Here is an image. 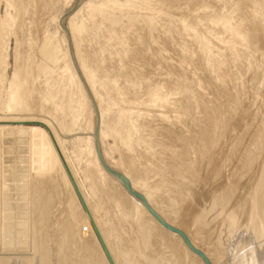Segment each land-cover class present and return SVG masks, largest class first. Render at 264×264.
I'll return each mask as SVG.
<instances>
[{"label":"rangeland","instance_id":"obj_1","mask_svg":"<svg viewBox=\"0 0 264 264\" xmlns=\"http://www.w3.org/2000/svg\"><path fill=\"white\" fill-rule=\"evenodd\" d=\"M65 1L67 0H0V122L8 120L7 118L13 115L8 112L6 106L8 102V95L11 92H14V88L15 92L16 90L18 91V97H21L22 100H20V108H24L25 111L27 110L26 112H28L29 109L28 113L24 114L23 110L22 112L17 113L18 118H20L21 121L31 117L39 119L41 115L36 112V110L39 111L40 107L45 106V109H47L48 105L51 108H55L54 110L56 112L59 111L57 112V115L61 120L64 115V113L62 115V109L65 106L66 108L63 110H68V107L71 108V102L74 97L72 94L73 90L67 83H65V81L67 82L66 78L68 74L64 73L65 68H68V61L65 58L63 59V54L58 50L59 48H57L58 45L56 46L52 42H47L48 44L45 42V45L42 46L44 41H41L43 40V37L49 38L48 36L51 37L54 35L57 31V26H59L60 18L77 0H70L72 3L70 2L71 4L68 7H65V4L69 3V0L67 2ZM87 1L88 0H83L81 5L85 4ZM148 1L149 0H142L137 4L139 7L143 8H138L137 5L135 8V4L132 5L133 8H130L129 6L127 7V0H89L90 5L94 8L96 7V10L89 14L87 12L88 10L84 7L78 16V22H81L80 24H82L83 30H81L83 33H81L83 40L81 43H83L85 48H82L85 52L83 54L85 57L87 55V61L89 56L90 58L92 57L91 60L93 58L96 59H93V62L89 59V62L92 65L89 62L88 63L91 65H89L90 68H92L95 63L92 71L95 73L93 77L96 91L101 100L102 106L107 110L105 123L109 126L107 131L108 136H106L105 139L103 138V141L101 142L103 146L100 144L103 148V152L110 160L116 161L117 163L119 161L122 168H126L127 166L128 170H131V173H133V179L140 182V184H145V186L149 187L148 189H152V192L154 191L156 195L159 194L158 201L162 200L161 203H164L162 208L164 210L166 209V212L169 213L173 210L171 213L172 215L167 214L172 216V219L175 218V221L178 216L177 223L179 222L184 231H187L188 229L189 235L196 241L198 246L201 247V245L198 244L201 243V248L203 250L206 248L207 252L211 246L212 249L214 248V250L210 249L208 253L211 254L210 256L213 259H217L218 261L219 259L221 260L220 263L217 260L214 261V264H221V262L222 264H232L238 257L240 258L237 260L241 259L240 261L246 262L243 264H264V33H262L264 31V0H179L180 2L178 0H174L175 2L172 0H150L152 1H149L150 3ZM230 1H232L233 4ZM144 2H146V4H143ZM43 5L44 7H41ZM81 5L79 7H81ZM117 5H120V7ZM142 5H145V7ZM245 5L248 6L246 7ZM146 7L149 8L146 10ZM161 8L164 10H161ZM234 8L237 9L235 10ZM125 9H129L131 13L129 10L125 11ZM136 9L137 13H135ZM161 11H163V13ZM240 13L243 14L241 15ZM194 14H196V16H194ZM190 15L193 19H191ZM53 16L58 17L57 23L55 22V18ZM181 16H186L187 18L183 17L184 19H182ZM225 19L228 21H225ZM259 20L261 25L260 22H258ZM37 21H39L41 25ZM190 21H193L194 25ZM180 22L183 25H180ZM227 24L229 25V29ZM102 25L105 26L103 27ZM255 25H257V27H255ZM195 26L196 28L194 29L197 32L194 31V29L190 30V28ZM157 27L159 29H157ZM15 28L18 29L16 30ZM239 33L242 34L241 38ZM83 35L85 36L83 37ZM106 41L110 42L108 43ZM49 44H52V47ZM53 44L55 45V48ZM141 44L146 48H144ZM146 44H149L147 45L148 47ZM185 45L187 47H185ZM91 48H93V50H91ZM52 49L54 53L51 52ZM106 49H108V51ZM39 51L40 53H45H41L43 54V63L41 64L38 62V65L36 62L38 61L37 58H39V55L42 56ZM132 53L134 55H132ZM94 54L96 56H94ZM68 57L71 63L69 53ZM104 58L108 60H105ZM112 58H114L113 61H111ZM200 59L203 60L204 63ZM51 64H53V66ZM17 65H21V67L19 66L21 70L17 67ZM187 65L188 67H186ZM96 66L98 70L96 69ZM228 67H231V69ZM98 72H100V75ZM114 72L117 74L115 75ZM251 72L252 74H250ZM228 73H230V75ZM36 74L38 75L36 76L37 78L34 77ZM61 74L63 77H59ZM104 75L106 77H109L110 75L111 78H106ZM260 75H262L263 78H260ZM186 76L190 77L187 78ZM131 77L134 78L132 79ZM166 77L168 79H166ZM32 78L33 80H31ZM129 79H131L134 83H132L131 80L129 81ZM38 83L40 84L37 85ZM216 83L219 84L217 85ZM107 84L108 86H106ZM63 85L68 86L63 87ZM39 86L42 89H40ZM126 88L127 90H125ZM155 88H157V90ZM252 88H254V90ZM36 89L37 92L38 90L39 92L41 90V93L36 94ZM218 89L220 91H218ZM65 90L68 94L66 95L67 99L66 97L64 98ZM121 90L124 93H122ZM57 91H59V93L52 98L53 100L50 99L48 101L47 99V102L44 104L46 98L52 96V93ZM247 93L250 94L247 95ZM34 95L37 96V99ZM25 97L29 100H25ZM70 97L72 99H70ZM173 103L174 107L172 105ZM40 104H43L44 106H41ZM72 115L75 116V113H72ZM87 116V114L79 116L77 123H80L82 119ZM261 117L263 121H261ZM13 128L14 127H11L10 130H0V264H73L74 262V264H102L101 262L103 261L99 258L98 252L95 250L96 247L94 248L95 245L90 242L91 240L88 236L89 231H86V226H82V222H77L78 217L80 218V216H78L79 214L77 212L76 213L78 215H76L75 211L71 208L73 207V204L71 205L72 202L69 200L70 195L68 190L63 188L65 186H63L62 180L54 174L53 175L56 178L52 176V179L54 178L52 182L49 179L51 174L49 175L50 172L48 171L46 165L48 160L46 155L41 154V152L44 153L42 151L43 140L38 137V140L37 138H34V142H32L33 140H30L29 133L27 131L20 130L19 128L13 130ZM114 129H116V131L118 130L117 133L120 135L117 134ZM159 133L161 134L159 135ZM257 133L261 135H258ZM74 138L75 135H70L68 139L65 138V152L73 165V168H75V170L77 169L76 171L78 173L79 180L82 181L85 192L90 193V189H96V186H94L92 182L88 181L89 172L91 171V166L87 164V160H85L88 158V149H85V143L77 144ZM38 142L41 143L39 144ZM43 158L45 160H43ZM133 161L135 163H133ZM172 162L174 163L172 164ZM133 166H135V168ZM54 180H57L56 183ZM51 183L52 186L50 185ZM102 183L101 188H97V191H95L96 195L93 199L96 203H98V209L100 210L101 208L102 210H98V215L103 218V230L105 232H109V243L115 252H118V255L120 254L119 251L121 252L119 255L120 257H118L119 259L121 258L120 260L123 261H121L123 264L125 261H129V264H157V262L158 264H173V261L175 264H184V261L185 264H196V262L192 260L191 257L186 255L184 251V253H181L182 249L170 236L168 237L163 235V237H158L162 234L154 232V229H151L152 233L149 232L148 234L146 229L140 231V229L136 227V224H133V221L128 217H124V219V208L122 209L124 205L120 204V207L118 205V203L122 202V197L119 196L118 193L111 192V189L105 185V181ZM55 185H57L56 188L58 187L59 191L55 188ZM154 188L157 191L153 190ZM100 189L102 191H100ZM115 194L117 197H120L118 200L117 197L114 196ZM117 201L119 202L117 203ZM261 201L263 203H261ZM161 203L159 202L160 206ZM184 203L187 207H185L186 205ZM67 205L71 206L68 207ZM112 208L114 210H112ZM99 213H101V215ZM186 213L189 214L186 215ZM65 214L67 217L64 216ZM74 215L78 216L76 217L77 220ZM195 216H197V218ZM232 218L234 220H232ZM199 220L200 225L198 223ZM189 222L192 223L189 224ZM194 222H197V224ZM182 224L185 225V227ZM194 225L198 226L196 227ZM135 231L139 232V234H136ZM141 233L145 236L143 237ZM155 233L158 235L156 237L159 242L156 240ZM191 234H198L196 235L198 237L202 236L200 237L201 239H199L196 238L195 235L193 236ZM85 235L89 238H86ZM165 238L170 239L168 241ZM86 240L90 241L87 242ZM144 241L146 242L144 243ZM169 242H171V245L172 242L175 244L177 243V246L173 243L174 246L171 248ZM235 252H237V255ZM255 253H258V255ZM216 254L219 259L216 256H213ZM234 254L235 256H233ZM244 254L247 255L248 261L242 260L246 259ZM176 255L178 256L177 259L175 258L177 257ZM220 255H222V257H220ZM249 255L250 257H253V259L250 258ZM231 257H236V259ZM190 260L194 262H190Z\"/></svg>","mask_w":264,"mask_h":264},{"label":"bare ground","instance_id":"obj_2","mask_svg":"<svg viewBox=\"0 0 264 264\" xmlns=\"http://www.w3.org/2000/svg\"><path fill=\"white\" fill-rule=\"evenodd\" d=\"M41 1V0H40ZM42 1H44V0H42ZM45 1H47V0H45ZM59 1V0H58ZM64 1V0H63ZM68 1V0H67ZM67 1H65V2H67ZM140 1H142V0H139V1H135V0H127V7L129 6L130 8H133V6L132 5H134V7L140 2ZM144 1H147V0H144ZM150 1V0H149ZM148 1V2H149ZM153 1V0H152ZM152 1H150V2H152ZM172 1H174V0H172ZM171 1V2H172ZM179 1V0H178ZM186 1V0H185ZM205 1V0H204ZM227 1H229V0H227ZM227 1H225V2H227ZM240 1V0H239ZM261 1V0H260ZM72 3V1H70L69 0V3H67V4H65V7L67 6H69L71 3ZM147 2V3H148ZM149 2V3H150ZM161 2V1H160ZM175 2V1H174ZM173 2V3H174ZM180 2V1H179ZM224 2V1H223ZM231 3H232V1H230ZM235 2V1H234ZM242 2V1H241ZM249 2V1H248ZM53 3V2H52ZM109 3V2H108ZM113 3V2H112ZM170 3V2H169ZM168 3V4H169ZM228 3V2H227ZM237 3V2H236ZM263 3V2H262ZM125 4V3H124ZM143 4H146V2H144ZM155 4H157V3H155ZM161 4V3H160ZM233 4V3H232ZM246 4V3H245ZM247 4H249V3H247ZM101 5V4H100ZM104 5V4H103ZM106 5V4H105ZM113 5H116V4H113ZM140 5V4H139ZM164 5V4H163ZM173 5V4H172ZM181 5V4H180ZM226 5V4H225ZM112 6V5H111ZM118 6V5H117ZM125 6V5H124ZM138 6V5H137ZM136 6V7H137ZM142 6H144L145 7V5H142ZM147 6H148V4H147ZM150 6H152V5H150ZM159 6H162V5H159ZM165 6V5H164ZM182 6V5H181ZM232 6V5H231ZM246 6V5H245ZM248 6V5H247ZM246 6V7H247ZM258 6V5H257ZM263 6V5H262ZM41 7H44V5L43 6H41ZM86 8V10H88L87 12L90 14L92 11H95L96 10V7L94 8V7H92L91 5H90V3H89V0L85 3V4H83V5H81V7H79L76 11H75V13H73V15H71L70 17H69V19H68V21H67V28H68V30H69V32H70V34H71V38H72V42H73V48H74V51H75V56H76V59H77V62H78V64H79V68H80V70H81V72H82V74H83V77H84V79H85V81L87 82V85L89 86V89L91 90V93L93 94V96H94V98H95V101H96V103H97V106H98V108H99V112H100V130H99V139H100V144H101V142L103 141V138L105 139V137L106 136H108L107 135V131H108V128H109V126L105 123V117H106V109L102 106V104H101V100H100V98H99V96H98V93H97V91H96V87H95V82H94V77H93V75L95 74L94 73V71H92L93 69V66L95 65V63H94V65L92 66V68H90V66L92 65L90 62H89V59L91 60V58H90V56L88 57L89 59H88V61L86 60L87 59V55H86V57L84 56V54L83 53H85L84 52V50H82V48H84V45H83V43H81V42H83V40H82V32H81V30H82V24H80L79 22H78V16L80 15V13H81V11H82V9L83 8ZM103 7V6H102ZM105 7V6H104ZM109 7H110V5H109ZM108 7V8H109ZM118 7H120V5L118 6ZM135 7V8H136ZM173 7H174V5H173ZM238 7V6H237ZM240 7H242V6H240ZM246 7H245V9H246ZM98 8H99V6H98ZM106 8V7H105ZM111 8V7H110ZM138 8H143V7H139L138 6ZM137 8V9H138ZM149 8V7H148ZM147 7L145 8L146 10L148 9ZM157 8H158V5H157ZM156 8V9H157ZM160 8V7H159ZM164 8V7H163ZM163 8H161V10H164ZM166 8V7H165ZM193 8V7H192ZM209 8V7H208ZM226 8V7H225ZM231 8V7H230ZM258 8V7H257ZM33 9V8H32ZM100 9H102V8H100ZM137 9H136V12L135 13H137ZM152 9V8H151ZM154 9H155V7H154ZM171 9V8H170ZM175 9H177V8H175ZM189 9H191V8H189ZM203 9V8H202ZM235 10L237 9V8H234ZM238 9H240V8H238ZM244 9V10H245ZM263 9V8H262ZM46 10H47V7H46ZM106 10V9H105ZM127 10H129V9H127ZM126 9H125V11H127ZM135 10V9H134ZM139 10V9H138ZM142 10V9H141ZM159 10V9H158ZM192 10V9H191ZM230 10V9H229ZM98 11V10H97ZM117 11V10H116ZM119 11V10H118ZM130 11V10H129ZM193 11V10H192ZM207 11V10H206ZM221 11V10H220ZM224 11V10H223ZM252 11V10H251ZM260 11V10H259ZM26 12V11H25ZM43 12V11H42ZM47 12V11H46ZM100 12V11H99ZM123 12V11H122ZM159 12V11H158ZM157 12V13H158ZM162 13H163V11H161ZM199 12V11H198ZM216 12V11H215ZM229 12V11H228ZM241 12V11H240ZM248 12V11H247ZM130 13H131V11H130ZM140 13H142V12H140ZM182 13V12H181ZM184 13V12H183ZM211 13H213V12H211ZM225 13V12H224ZM47 14V13H46ZM161 14V13H160ZM180 14V13H179ZM191 14H192V12H191ZM198 14V13H197ZM230 14V13H229ZM241 14V13H240ZM243 14V13H242ZM241 14V15H242ZM250 14V13H249ZM260 14V13H259ZM44 15H45V13H44ZM43 15V16H44ZM154 15V14H153ZM182 15V14H181ZM211 15V14H210ZM213 15V14H212ZM216 15H217V13H216ZM215 15V16H216ZM226 15V14H225ZM228 15V14H227ZM34 16V15H33ZM50 16H52V15H50ZM138 16V15H137ZM156 16V15H155ZM191 16V15H190ZM194 16H196V14H194ZM207 16V15H206ZM238 16V15H237ZM249 16V15H248ZM255 16V15H254ZM39 17V16H38ZM42 17V16H41ZM49 17V16H48ZM54 17V16H53ZM52 17V18H53ZM151 17H153V16H151ZM182 17V16H181ZM183 17H186V16H183ZM182 17V19H184ZM211 17V16H210ZM219 17V16H218ZM251 17V16H250ZM30 18V17H29ZM55 19V22L57 23V21H58V17H54ZM89 18V17H88ZM157 18V17H156ZM165 18V17H164ZM163 18V19H164ZM187 18V17H186ZM196 18V17H195ZM227 18V17H226ZM239 18V17H238ZM262 18V17H261ZM44 19H46V18H44ZM89 19H91V18H89ZM191 19H193L192 18V16H191ZM190 19V20H191ZM210 19H213V18H210ZM218 19H220V18H218ZM224 19V18H223ZM47 20V19H46ZM96 20H97V18H96ZM206 20V19H205ZM230 20V19H229ZM246 20V19H245ZM249 20H251V19H249ZM98 21V20H97ZM96 21V22H97ZM162 21V20H161ZM183 21V20H182ZM188 21H189V17H188ZM214 21V20H213ZM216 21H217V19H216ZM225 21H228V20H226L225 19ZM254 21V20H253ZM38 23H39V21H37ZM36 22V23H37ZM95 22V21H94ZM125 22V21H124ZM165 22V21H164ZM167 22V21H166ZM186 22V21H185ZM191 22V21H190ZM203 22V21H202ZM208 22V21H207ZM220 22H221V20H220ZM255 22V21H254ZM258 22H260V20L258 21ZM192 24H193V21L191 22ZM191 23H190V26H191ZM247 23V22H246ZM252 23V22H251ZM40 24V23H39ZM96 24V23H95ZM100 24V23H99ZM98 24V25H99ZM105 24V23H104ZM179 24V23H178ZM182 23L180 22V25H181ZM187 24H189V23H187ZM205 24V23H204ZM210 24V23H209ZM224 24H225V22H224ZM240 24V23H239ZM255 24H257V23H255ZM41 25V24H40ZM138 25V24H137ZM174 25V24H173ZM183 25V24H182ZM194 25V24H193ZM195 25H197V24H195ZM218 25H219V22H218ZM228 25V24H227ZM226 25V26H227ZM236 25V24H235ZM243 25V24H242ZM257 25H259V24H257ZM257 25H255V27H257ZM260 25H261V22H260ZM264 25V24H263ZM103 27L105 26V25H102ZM108 26H109V23H108ZM136 26V25H135ZM166 26V25H165ZM221 26H222V24H221ZM140 27H141V25H140ZM176 27V26H175ZM187 27L189 28V26L187 25ZM208 27V26H207ZM244 27V26H243ZM13 28V27H12ZM108 28V27H107ZM121 28V27H120ZM137 28V27H136ZM163 28V27H162ZM178 28H179V26H178ZM177 28V29H178ZM194 28H196V26L195 27H192V28H190V30H192V29H194ZM199 28V27H198ZM209 28V27H208ZM215 28H217V27H215ZM236 28V27H235ZM258 28H260V27H258ZM257 28V29H258ZM16 30L18 29V28H15ZM41 29V28H40ZM103 29V28H102ZM118 29V28H117ZM133 29V28H132ZM157 29H159L158 27H157ZM164 29V28H163ZM185 29V28H184ZM228 29H229V25H228ZM231 29V28H230ZM238 29V28H237ZM249 29V28H248ZM251 29V28H250ZM257 29H255V30H257ZM25 30V29H24ZM37 30V29H36ZM104 30V29H103ZM125 30V29H124ZM165 30V29H164ZM178 30H180V29H178ZM219 30V29H218ZM225 30V29H224ZM83 31V30H82ZM109 31V30H108ZM122 31V30H121ZM142 31V30H141ZM141 31H139V32H141ZM194 31H196L195 29H194ZM193 31V32H194ZM235 31V30H234ZM243 31V30H242ZM253 31V30H252ZM259 31V30H258ZM261 31V30H260ZM23 32V31H22ZM36 32V31H35ZM40 32V31H39ZM107 32V31H106ZM116 32V31H115ZM123 32V31H122ZM158 32H159V30H158ZM163 32V31H162ZM162 32H161V34H162ZM197 32V31H196ZM232 32V31H231ZM230 32V33H231ZM237 32V31H236ZM254 32V31H253ZM252 32V33H253ZM255 32H257V31H255ZM17 33V32H16ZM25 33V32H24ZM82 33V34H81ZM118 33V32H117ZM136 33V32H135ZM142 33V32H141ZM190 33H192V32H190ZM227 33H228V30H227ZM235 33V32H234ZM242 33V32H241ZM258 33V32H257ZM262 33H264V31L262 32ZM40 34V33H39ZM129 34V33H128ZM132 34V33H131ZM139 34V33H138ZM193 34V33H192ZM195 34V33H194ZM240 34V33H239ZM249 34V33H248ZM42 35V34H41ZM122 35V34H121ZM141 35V34H140ZM144 35H145V33H144ZM186 35V34H185ZM188 35V34H187ZM190 35V34H189ZM241 35L242 34H240V38H241ZM253 35H254V33H253ZM264 35V34H263ZM85 35H83V37H84ZM153 36V35H152ZM163 36H165V35H163ZM170 36V35H169ZM196 36V35H195ZM26 37V36H25ZM39 37V36H38ZM43 37V36H42ZM49 38H46V37H43V40H41L40 38V40L41 41H44V44L42 45V46H44L45 45V42L47 43V42H52V43H54L56 46L58 45V47L57 48H59L58 50L63 54V59L65 58V59H67V61H68V68H65V70H64V73L66 74H68V76H67V78H66V80H67V82L65 81V83H67L68 85H69V87H71L72 88V94H73V100H72V105H71V108L70 107H68V110H63L64 108H66V106L64 107V105H63V109H62V115H63V113H64V117L62 116V118H61V120L59 119V117H58V113L57 112H59V111H55L54 109L55 108H51V107H49V105H48V107H47V109H45V107H40L39 108V111L38 110H36V112H38L40 115H41V117L39 118V119H35V118H33V117H31V118H28V119H26V120H22L21 121V119L20 118H18V114L17 113H20V112H22V110L24 111V114L25 113H28L29 112V109H28V112H26L25 110H24V108L23 109H21L20 107H21V105H20V102L22 101L21 100V97L19 98L18 97V91L16 90V92H15V88H14V92H11L9 95H8V99H7V109H8V112L9 113H11V114H13L11 117H9V118H7L8 120H4V122H0V123H13V122H18V123H30L31 125H26V126H24V127H22V126H6V125H3V126H0V130H3V129H5V130H10V128L11 127H14L13 128V130L14 129H20V130H24V131H27L28 133H29V137H30V140L32 141V142H34V138H37V140L39 139L38 137H40L42 140H43V149H42V151L44 152V153H42L41 152V154L42 155H46V157H47V169H48V171L50 172H48L49 173V175L51 174V177L49 178L50 179V181L52 182L53 181V179L54 178H56L54 175H56V176H58L61 180H62V182H63V186H65V187H63V188H66L67 190H68V193H69V195H70V201L72 202L71 203V205L73 206V207H71L72 209H73V211H75V213H76V215H78V216H80V218L78 217V216H76V215H74L75 216V219H76V217H78V221L77 222H82V226H86V231L88 230L89 232H88V236L90 237V240H88V241H90L91 242V244L93 243L95 246H94V248L96 247V251L98 252V256H99V258H101L102 260L101 261H103V262H101L102 264H108V261L106 260V258H105V255H104V252H103V250H102V248H100L101 246L99 245L98 246V241H97V239H96V237H95V234H93L92 233V231L93 230H91L92 229V227H91V225H90V223H89V221H87L88 219H87V217H86V215H85V213H84V211H83V208H82V206H81V204H80V202H79V200H78V198H77V196H76V194H75V192H74V190H73V188H72V186H71V184H70V181H69V179H68V177H67V175H66V173H65V171H64V169H63V167H62V165H61V162H60V160H59V157H58V155H57V152H56V150H55V148H54V146H53V143H52V141H51V138H50V136H49V134H48V132H47V130L42 126V125H45L46 127H48L49 129H50V131H51V133H52V135H53V137H54V139H55V141H56V143H57V145H58V148L60 149V151H61V153H62V155H63V157H64V159H65V161H66V163H67V165H68V167H69V169H70V171H71V173H72V175H73V177H74V179H75V181H76V183H77V185H78V187H79V190L81 191V194L83 195V198H84V200H85V202H86V204H87V207L89 208V211L91 212V215H92V217H93V219H94V221H95V223H96V225H97V227H98V229H99V231H100V233H101V235H102V237H103V240H104V242H105V244H106V246H107V248H108V250H109V252H110V254H111V256H112V258H113V261L115 262V264H123L122 262V260H120L119 259V255L121 254V252L119 251V255H118V252H115V250L113 249V247L110 245V243H109V236H110V234H109V232H105L104 230H103V225H104V221H103V218L101 217V216H99L98 215V203H96L95 201H94V199H93V197L96 195V193H95V191H97V188L99 189V188H101V185L103 184L102 182L103 181H105V185H107V187H109V189H111V192H113V193H118L119 194V196H121L122 198V202H120V203H118L119 201H120V199H119V201H117V203H118V205H119V207H120V204L121 205H124L123 207H122V209H123V213H124V215L125 216H123V218L125 217H128L130 220H132L133 221V224L135 223L136 224V227L138 228V229H140V231L141 230H144V229H146L147 230V233L149 234V232L150 233H152V230L154 229V232H158L159 234H162V235H156V233H155V237L156 236H158V237H163V235H166V236H170L171 238H173L174 240H175V242H177L178 243V246H180V248L182 249V252L181 253H184L185 252V254L186 255H188L189 257H191V259L192 260H194L195 262H196V264H203L202 262H201V260L199 259V258H197L196 256H194L193 254H191L188 250H187V248L183 245V243H182V241H181V239L180 238H178L177 236H175V235H173V234H171V233H169V232H167V231H165V230H163L154 220H153V218L144 210V208L140 205V203L139 202H137L136 200H134L133 198H131L126 192H125V190L123 189V187H121V185L118 183V182H116L115 180H113L112 178H110L104 171H103V169L101 168V166H100V164H99V162H98V160H97V157H96V154H95V151H94V146H93V139H92V137H91V135L93 134V112H92V110H91V107H90V104H89V101H88V99H87V96H86V94H85V92H84V90H83V88H82V86H81V83H80V81H79V79H78V77L76 76V74H75V72H74V70H73V68H72V66H71V63H70V60H69V57H68V53H67V49H66V43H65V38H64V35H63V33L61 32V30H60V28H59V26H57V31L54 33V35L53 36H48ZM141 37H143V36H141ZM171 37V36H170ZM192 37V36H191ZM249 37V36H248ZM126 38H127V36H126ZM144 38V37H143ZM166 38V37H165ZM237 38H239V37H237ZM106 39V38H105ZM131 39V38H130ZM146 39V38H145ZM161 39V38H160ZM235 39V38H234ZM243 39H244V37H243ZM259 39V38H258ZM31 40V39H30ZM39 40V41H40ZM85 40H86V38H85ZM125 40V39H124ZM155 40V39H154ZM165 40V39H164ZM174 40V39H173ZM181 40V39H180ZM185 40V39H184ZM238 40H240V39H238ZM246 40H248V39H246ZM89 41V40H88ZM133 41V40H132ZM162 41V40H161ZM168 41V40H167ZM242 41V40H241ZM23 42V41H22ZM106 42H110V41H106ZM134 42L136 43V41L134 40ZM147 42V41H146ZM157 42V41H156ZM162 42H164V41H162ZM188 42V41H187ZM186 42V43H187ZM200 42V41H199ZM198 42V43H199ZM238 42V41H237ZM84 43H85V41H84ZM93 43V42H92ZM98 43V42H97ZM113 43V42H112ZM126 43V42H125ZM158 43V42H157ZM176 43V42H175ZM203 43H204V41H203ZM235 43V42H234ZM240 43H242V42H240ZM239 43V44H240ZM246 43V42H245ZM40 44V43H39ZM48 44V43H47ZM53 44V46H54V48H55V45ZM134 44V43H133ZM163 44H165V43H163ZM184 44V43H183ZM194 44V43H193ZM247 44V43H246ZM254 44V43H253ZM22 45V44H21ZM49 45H51V47H52V44H49ZM83 45V46H82ZM88 45V44H87ZM90 45H92V44H90ZM95 45V44H94ZM116 45V44H115ZM142 45V44H141ZM140 45V46H141ZM147 45H149V44H146V46ZM179 45V44H178ZM201 45H203V44H201ZM236 45V44H235ZM241 45V44H240ZM249 45V44H248ZM247 45V46H248ZM41 46V47H42ZM144 48H146L144 45H142ZM156 46V45H155ZM163 46V45H162ZM198 46H200V45H198ZM205 46V45H204ZM237 46V45H236ZM239 46V45H238ZM241 46H243V45H241ZM30 47V46H29ZM34 47H35V45H34ZM48 47V46H47ZM89 47V46H88ZM127 47V46H126ZM148 47V46H147ZM152 47V46H151ZM151 47H150V49H151ZM164 47V46H163ZM174 47V46H173ZM185 47H187L186 45H185ZM192 47V46H191ZM258 47V46H257ZM44 48H46V47H44ZM56 48V49H57ZM95 48V47H94ZM110 48V47H109ZM142 48V47H141ZM179 48H180V46H179ZM200 48V47H199ZM246 48V47H245ZM250 48V47H249ZM261 48V47H260ZM39 49V48H38ZM43 49V48H42ZM42 49H40V50H42ZM47 49V48H46ZM55 49V50H56ZM85 49V48H84ZM134 49V48H133ZM139 49V48H138ZM149 49V50H150ZM154 49V48H153ZM191 49V48H190ZM248 49V48H247ZM255 49H257V48H255ZM35 50V49H34ZM44 50V49H43ZM91 50H93V48H91ZM100 50V49H99ZM107 51H108V49H106ZM114 50V49H113ZM136 50V49H135ZM146 50V49H145ZM166 50V49H165ZM253 50V49H252ZM45 51V50H44ZM49 51H51V50H49ZM58 51V52H59ZM116 51V50H115ZM124 51H126V50H124ZM130 51V50H129ZM129 51H127V52H129ZM139 51H141V50H139ZM190 51V50H189ZM193 51V50H192ZM264 51V50H263ZM51 52H53V49H52V51ZM56 52V51H55ZM93 52H95V51H93ZM100 52V51H99ZM132 52V51H131ZM147 52H149V51H147ZM153 52V51H152ZM152 52H150V53H152ZM159 52V51H158ZM203 52H205V51H203ZM236 52V51H235ZM254 52V51H253ZM38 53V52H37ZM39 53H40V51H39ZM41 53H45V52H41ZM40 53V54H41ZM54 53V52H53ZM92 53V52H91ZM112 53V52H111ZM113 53H114V51H113ZM124 53H126V52H124ZM142 53V52H141ZM178 53V52H177ZM182 53V52H181ZM180 53V54H181ZM88 54H90V53H88ZM104 54V53H103ZM147 54V53H146ZM179 54V53H178ZM250 54V53H249ZM42 56H38L39 58H37L38 59V61H36L37 62V64L39 65V63H43V59H42V57H43V54H41ZM45 55V54H44ZM54 55V54H53ZM101 55V54H100ZM99 55V56H100ZM127 55V54H126ZM132 55H134L133 53H132ZM197 55H199V54H197ZM203 55V54H202ZM206 55V54H205ZM244 55H246V54H244ZM251 55V54H250ZM32 56H34V55H32ZM48 56V55H47ZM55 56V55H54ZM94 56H96L95 54H94ZM98 56V55H97ZM112 56V55H111ZM140 56V55H139ZM147 56H148V54H147ZM162 56V55H161ZM186 56V55H185ZM223 56V55H222ZM253 56V55H252ZM25 57H26V55H25ZM106 57V56H105ZM110 57V56H109ZM181 57H182V55H181ZM193 57V56H192ZM34 58V57H33ZM36 58V57H35ZM96 58V57H95ZM99 58H101V57H99ZM103 58V57H102ZM121 58V57H120ZM135 58V57H134ZM140 58V57H139ZM157 58V57H156ZM166 58V57H165ZM179 58H180V56H179ZM178 58V59H179ZM183 58V57H182ZM181 58V59H182ZM243 58H245V57H243ZM261 58V57H260ZM26 59V58H25ZM59 59V58H58ZM94 59V58H93ZM92 59V60H93ZM105 59V58H104ZM110 59V58H109ZM113 59L114 58H112L111 59V61H113ZM116 59V58H115ZM228 59V58H227ZM246 59V58H245ZM16 60H17V58H16ZM20 60V59H19ZM18 60V61H19ZM91 60V62H93ZM94 60H96V59H94ZM98 60V59H97ZM99 60H101V59H99ZM105 60H108V59H105ZM157 60V59H156ZM164 60H166V59H164ZM192 60V59H191ZM201 60V59H200ZM199 60V61H200ZM224 60V59H223ZM249 60V59H248ZM264 60V59H263ZM202 62H203V60H201ZM225 61V60H224ZM227 61V60H226ZM258 61V60H257ZM29 62V61H28ZM39 62V63H38ZM53 62V61H52ZM91 64H89V63ZM97 62V61H96ZM144 62V61H143ZM154 62V61H153ZM161 62V61H160ZM184 62H186V61H184ZM192 62V61H191ZM196 62V61H195ZM208 62V61H207ZM232 62V61H231ZM235 62V61H234ZM251 62V61H250ZM46 63V62H45ZM48 63V62H47ZM51 63V62H50ZM61 63H62V61H61ZM98 63V62H97ZM114 63V62H113ZM204 63V62H203ZM202 63V64H203ZM225 63V62H224ZM228 63V62H227ZM22 64V63H21ZM32 64V63H31ZM58 64H60V63H58ZM190 64V63H189ZM27 65V64H26ZM49 65V64H48ZM52 66H53V64H51ZM62 65V64H61ZM90 65V66H89ZM100 65V64H99ZM105 65V64H104ZM107 65H108V63H107ZM115 65V64H114ZM186 65V64H185ZM196 65V64H195ZM229 65V64H228ZM232 65H234V64H232ZM250 65H252V64H250ZM264 65V64H263ZM263 65H261V66H263ZM20 67H21V65H19ZM19 66L17 65V67L19 68ZM29 66V65H28ZM27 66V67H28ZM31 66V65H30ZM125 66V65H124ZM169 66V65H168ZM180 66V65H179ZM198 66H199V64H198ZM202 66V65H201ZM206 66V65H205ZM60 67V66H59ZM110 67V66H109ZM112 67H114V66H112ZM186 67H188V65L186 66ZM233 67V66H232ZM259 67V66H258ZM31 68L33 69V67L31 66ZM41 68V67H40ZM43 68V67H42ZM45 68V67H44ZM58 68V67H57ZM111 68V67H110ZM109 68V69H110ZM157 68V67H156ZM182 68V67H181ZM191 68V67H190ZM202 68H203V66H202ZM207 68V67H206ZM229 68V67H228ZM17 69V68H16ZM20 70H21V68H19ZM30 69V68H29ZM31 69V70H32ZM51 69H52V67H51ZM96 69H97V66H96ZM101 69V68H100ZM104 69V68H103ZM108 69V70H109ZM114 69V68H113ZM124 69V68H123ZM133 69V68H132ZM200 69V68H199ZM221 69V68H220ZM229 69H231V67L229 68ZM233 69V68H232ZM263 69H264V67H263ZM38 70V69H37ZM98 70V69H97ZM111 70V69H110ZM126 70V69H125ZM159 70V69H158ZM179 70V69H178ZM177 70V71H178ZM196 70V69H195ZM223 70V69H222ZM237 70V69H236ZM261 70H262V68H261ZM19 71V70H18ZM36 71V70H35ZM104 71H107V70H104ZM113 71V70H112ZM121 71L123 72V70L121 69ZM185 71V70H184ZM192 71V70H191ZM227 71H228V69H227ZM43 72V71H42ZM194 72V71H193ZM19 73H21V72H19ZM19 73H18V75H19ZM28 73V72H27ZM100 72H98V74H99ZM107 73V72H106ZM109 73H110V71H109ZM108 73V74H109ZM115 73V72H114ZM183 73V72H182ZM191 73V72H190ZM200 73H202V72H200ZM204 73V72H203ZM259 73V72H258ZM34 74H35V72H34ZM37 74H39V73H37ZM35 75L34 77H36V76H38V75ZM117 73H115V75H116ZM160 74V73H159ZM227 74V73H226ZM229 75H230V73H228ZM236 74V73H235ZM250 74H252V72L250 73ZM255 74V73H254ZM16 75V74H15ZM31 75V74H30ZM46 75V74H45ZM100 75V74H99ZM98 75V76H99ZM101 75H102V73H101ZM113 75V74H112ZM189 75V74H188ZM191 75V74H190ZM206 75V74H205ZM224 75V74H223ZM233 75V74H232ZM17 76V75H16ZM20 76H22V75H20ZM29 76V75H28ZM59 76V75H58ZM97 76V77H98ZM105 76V75H104ZM175 76V75H174ZM185 76V75H184ZM207 76V75H206ZM261 77L260 78H263L262 77V75H260ZM15 77V76H14ZM59 77H63L62 76V74H61V76H59ZM100 77H102V76H100ZM106 77V76H105ZM108 77V76H107ZM106 77V78H107ZM109 77H110V75H109ZM108 77V78H109ZM114 77V76H113ZM179 77V76H178ZM187 77V76H186ZM185 77V78H186ZM188 77H190V76H188ZM187 77V78H188ZM199 77V76H198ZM204 77V76H203ZM229 77H231V76H229ZM259 77V76H258ZM18 78H19V76H18ZM17 78V79H18ZM21 78V77H20ZM29 78V77H28ZM37 78V77H36ZM53 78V77H52ZM55 78V77H54ZM56 78H57V76H56ZM111 78V77H110ZM132 78V77H131ZM134 78V77H133ZM132 78V79H133ZM136 78H137V76H136ZM144 78V77H143ZM201 78V77H200ZM60 79V78H59ZM148 79V78H147ZM166 79H168L167 77H166ZM182 79V78H181ZM192 79H193V77H192ZM204 79V78H203ZM234 79V78H233ZM232 79V80H233ZM255 79V78H254ZM253 79V80H254ZM16 80V79H15ZM29 80V79H28ZM31 80H33V78L31 79ZM54 80V79H53ZM57 80V79H56ZM97 80V79H96ZM106 80V79H105ZM112 80V79H111ZM131 79H129V81H130ZM139 80V79H138ZM186 80V79H185ZM188 80V79H187ZM202 80V79H201ZM212 80V79H211ZM219 80H220V77H219ZM229 80V79H228ZM132 81V80H131ZM192 81V80H191ZM205 81V80H204ZM225 81V80H224ZM251 81V80H250ZM258 81V80H257ZM39 82V81H38ZM100 82V81H99ZM102 82V81H101ZM107 82V81H106ZM112 82H113V80H112ZM126 82H127V78H126ZM141 82V81H140ZM186 82V81H185ZM214 82H215V80H214ZM219 82V81H218ZM33 83V82H32ZM103 83V82H102ZM132 83H134L133 81H132ZM131 83V84H132ZM137 83V82H136ZM188 83V82H187ZM224 83V82H223ZM232 83V82H231ZM252 83V82H251ZM13 84V83H12ZM35 84V83H34ZM40 83H38L37 85H39ZM104 84V83H103ZM112 84V83H111ZM111 84H110V86H111ZM116 84V83H115ZM195 84V83H194ZM208 84V83H207ZM217 84V83H216ZM219 84V83H218ZM217 84V85H218ZM16 85V84H15ZM14 85V86H15ZM24 85V84H23ZM29 85H32V84H29ZM68 85H66V86H64L63 85V87H67ZM114 85V84H113ZM127 85V84H126ZM137 85V84H136ZM170 85V84H169ZM173 85V84H172ZM183 85V84H182ZM196 85V84H195ZM201 85V84H200ZM264 85V84H263ZM12 86V85H11ZM13 86V87H14ZM17 86V85H16ZM19 86V85H18ZM35 86V85H34ZM98 86H100V85H98ZM106 86H108V84L106 85ZM161 86V85H160ZM167 86V85H166ZM184 87H186L185 85H183ZM209 86V85H208ZM216 86V85H215ZM260 86V85H259ZM262 86V85H261ZM12 87V88H13ZM113 87V86H112ZM121 87V86H120ZM123 87V86H122ZM130 87H131V85H130ZM134 87V86H133ZM132 87V88H133ZM136 87V86H135ZM138 87V86H137ZM153 87V86H152ZM163 87V86H162ZM175 87V86H174ZM197 87V86H196ZM210 87V86H209ZM18 88V87H17ZM36 88H38V87H36ZM39 88H40V86H39ZM111 88V87H110ZM114 88V87H113ZM128 88V87H127ZM127 88L125 89V90H127ZM131 88V89H132ZM143 88V87H142ZM173 88V87H172ZM187 88H189V87H187ZM25 89V88H24ZM23 89V90H24ZM40 89H42V88H40ZM44 89V88H43ZM156 90H157V88H155ZM182 89V88H181ZM186 89V88H185ZM194 89V88H193ZM253 90H254V88H252ZM260 89V88H259ZM22 90V91H23ZM33 90H35V89H33ZM32 90V91H33ZM103 90V89H102ZM111 90H112V88H111ZM110 90V91H111ZM123 90V89H122ZM122 90H121V92H122ZM174 90V89H173ZM187 90V89H186ZM185 90V91H186ZM201 90V89H200ZM203 90V89H202ZM206 90V89H205ZM210 90V89H209ZM249 90V89H248ZM63 91V90H62ZM175 91V90H174ZM178 91V90H177ZM218 91H220L219 89H218ZM233 91H234V89H233ZM10 92V91H9ZM25 92V91H24ZM31 92V91H30ZM43 92V91H42ZM155 92V91H154ZM235 92V91H234ZM244 92H245V90H244ZM36 94L37 93H41V90H40V92H39V90H38V92H37V89H36V92H35ZM34 93V94H35ZM57 93H59V91H57V92H53L52 93V96H50V97H47L46 98V100H45V102H44V104L47 102V99H48V101L50 100V99H52V98H54L56 95H57ZM65 96H64V98L66 97V99H67V96L66 95H68L67 94V92H66V90H65ZM119 93H120V91H119ZM122 93H124V92H122ZM219 93V92H218ZM246 93V92H245ZM253 93H254V91H253ZM33 94V93H32ZM35 94V95H36ZM131 94V93H130ZM193 94H194V92H193ZM201 94V93H200ZM211 94V93H210ZM248 94H250V93H247V95ZM34 95V97L37 99V96H35ZM64 95V94H63ZM71 95V94H70ZM198 95H199V93H198ZM204 95V94H203ZM212 95V94H211ZM210 95V96H211ZM243 95H245V94H243ZM261 95V94H260ZM21 96V95H20ZM124 96V95H123ZM128 96V95H127ZM131 96V95H130ZM186 96V95H185ZM188 96V95H187ZM194 96V95H193ZM192 96V97H193ZM200 96V95H199ZM214 96V95H213ZM24 97V96H23ZM28 97V96H27ZM218 97V96H217ZM226 97V96H225ZM236 97V96H235ZM119 98H121V97H119ZM194 98V97H193ZM214 98V97H213ZM212 98V99H213ZM222 98V97H221ZM246 98V97H245ZM255 98V97H254ZM24 99V98H23ZM26 99H28V98H26L25 97V100ZM38 99H39V97H38ZM70 99H72L71 97H70ZM126 99V98H125ZM192 99V98H191ZM196 99V98H195ZM238 99V98H237ZM263 99V98H262ZM21 100V101H20ZM29 100V99H28ZM27 100V101H28ZM53 100V99H52ZM51 100V101H52ZM65 100V99H64ZM186 100V99H185ZM201 100V99H200ZM222 100V99H221ZM235 100V99H234ZM247 100H248V98H247ZM252 100V99H251ZM255 100H257V99H255ZM44 101V100H43ZM103 101V100H102ZM128 101V100H127ZM195 101V100H194ZM205 101V100H204ZM63 102H65V101H63ZM175 102V101H174ZM179 102V101H178ZM186 102H188V101H186ZM192 102V101H191ZM218 102H220V101H218ZM252 102V101H251ZM23 103V102H22ZM49 103V102H48ZM184 103H185V101H184ZM204 103V102H203ZM41 105V104H40ZM55 105V104H54ZM65 105H67V104H65ZM173 105V107H174V103L172 104ZM188 105V104H187ZM194 105V104H193ZM192 105V106H193ZM249 105V104H248ZM41 106H44L43 104L41 105ZM56 106V105H55ZM114 106V105H113ZM38 107V106H37ZM178 107V106H177ZM186 107V106H185ZM187 107H189V106H187ZM197 107V106H196ZM195 107V108H196ZM203 107V106H202ZM219 107V106H218ZM232 107V106H231ZM36 108V107H35ZM183 108V107H182ZM230 108V107H229ZM188 109V108H187ZM193 109V108H192ZM231 109V108H230ZM229 109V110H230ZM235 109V108H234ZM172 110V109H171ZM185 110V109H184ZM218 110V109H217ZM219 110H220V108H219ZM248 110V109H247ZM34 111V110H33ZM178 111V110H177ZM225 111V110H224ZM192 112V111H191ZM196 112V111H195ZM194 112V113H195ZM199 112V111H198ZM250 112V111H249ZM72 113H75V116H73L72 115ZM179 113V112H178ZM185 113V112H184ZM218 113V112H217ZM220 113V112H219ZM37 114V113H36ZM66 114V115H65ZM88 115L87 117H84L83 119H82V121L80 122V123H77V120H78V118H79V116H81V115ZM198 114V113H197ZM201 114V113H200ZM190 115V114H189ZM191 115H192V113H191ZM70 116V117H69ZM122 116H124V115H122ZM201 116H202V114H201ZM76 117V118H75ZM83 117V116H82ZM11 118V119H10ZM19 119V120H14V119ZM131 118V117H130ZM126 119V118H125ZM124 119V120H125ZM197 119V118H196ZM120 120V119H119ZM261 121H263L262 120V117H261ZM260 121V122H261ZM128 122V121H127ZM109 123V122H108ZM184 123V122H183ZM39 124V125H38ZM40 124H42V125H40ZM179 124H182V123H179ZM186 125V124H185ZM117 126H118V124H117ZM180 126V125H179ZM156 127V126H155ZM164 127V126H163ZM118 128V127H117ZM161 128H162V126H161ZM169 128V127H168ZM125 129V128H124ZM157 129V128H156ZM179 129V128H178ZM12 130V129H11ZM113 130V129H112ZM115 130V132L117 133V131H116V129H114ZM130 130V129H129ZM163 130V129H162ZM261 130H262V128H261ZM155 131V130H154ZM160 132H162L161 130H159ZM158 131V132H159ZM177 131V130H176ZM114 132V131H113ZM112 132V133H113ZM115 132H114V134H115ZM169 132V131H168ZM110 133V132H109ZM170 133V132H169ZM169 133H167V134H169ZM185 133V132H184ZM117 134H119V133H117ZM155 134V133H154ZM161 133H159V135H160ZM258 134V133H257ZM70 135H75V142L77 143V144H80V143H85V145H86V148L85 149H88V158L87 159H85V160H87L86 162H87V164H89L90 166H91V171L89 172L90 174H89V180L88 181H90V182H92V184L94 185V186H96V189H90L91 191H90V193H86L85 192V190H84V187H83V183H82V181H80L79 180V177H78V173H77V169L75 170V168H73V165L71 164V162H70V160H69V158H68V156H67V154H66V152H65V144L64 143H66V141H65V138H67L68 139V137L70 136ZM112 135V134H111ZM110 135V136H111ZM120 135V134H119ZM159 135H156V136H159ZM184 135V134H183ZM258 135H261V134H258ZM165 136V135H164ZM167 136V135H166ZM169 136V135H168ZM171 136V135H170ZM28 137V138H29ZM154 138V137H153ZM171 138V137H170ZM245 138V137H244ZM74 139H73V141H74ZM128 140H130L129 138H127ZM169 139V138H168ZM179 139V138H178ZM259 139V138H258ZM264 139V138H263ZM37 140H35V141H37ZM170 140V139H169ZM40 141V140H39ZM143 141V140H142ZM157 141H159V140H157ZM164 141V140H163ZM260 141H263V140H260ZM169 142V141H168ZM178 142V141H177ZM39 143V142H38ZM41 143V142H40ZM39 143V144H40ZM76 143H75V146H76ZM159 143V142H158ZM160 143H161V141H160ZM159 143V144H160ZM252 143V142H251ZM38 144V145H39ZM142 144V143H141ZM164 144V143H163ZM258 144V143H257ZM33 145V144H32ZM102 145V144H101ZM100 145V146H101ZM176 145V144H175ZM181 145V144H180ZM33 146H35V145H33ZM32 146V147H33ZM80 146V145H79ZM103 146V145H102ZM102 146H101V152H102V155H103V157H104V159H105V161H106V163L109 165V167L110 168H112L113 170H115V171H117V172H119V173H121V174H123L125 177H127V179H129V181L131 182V185H132V187H133V189L136 191V192H138V193H140L141 195H143L144 197H145V199L148 201V203L151 205V207L168 223V224H170L171 226H173V227H176V228H179V229H181L182 231H184V229L182 228V226L179 224V222L177 223V221H178V216H177V220L175 221L174 219L175 218H173L172 219V216H169V215H172L171 213L173 212V210H172V212L171 213H169V212H166V209L164 210L162 207L164 206L161 202H162V200L160 201H158V195H156V193L154 192H152V189H148L149 187H146L145 186V184H140V182H137V180H135V179H133V177H132V174L133 173H131L132 171L131 170H128V168H127V166H126V168H122V166H120L121 164H119L120 162L118 161V163L116 162V161H112V160H110L106 155H105V153L103 152V148H102ZM245 147V146H244ZM40 148V147H39ZM167 148H170V147H167ZM187 148V147H186ZM37 149V148H36ZM140 149V148H139ZM39 150H41V149H39ZM73 150V149H72ZM78 150V149H77ZM77 150H76V152H77ZM83 150V149H82ZM141 150V149H140ZM187 151V150H186ZM185 151V152H186ZM80 152V151H79ZM262 152V151H261ZM37 153V152H36ZM38 153H39V151H38ZM37 153V154H38ZM142 153V152H141ZM159 153V152H158ZM170 153V152H169ZM204 153V152H203ZM76 154V153H75ZM151 154V153H150ZM175 154V153H174ZM187 154V153H186ZM143 155H144V152H143ZM148 155V154H147ZM169 156V155H168ZM81 157V156H80ZM142 157V156H141ZM122 158V157H121ZM121 158H120V160H121ZM150 158V157H149ZM142 159V158H141ZM151 159V158H150ZM175 159V158H174ZM177 159V158H176ZM43 160H45L44 158H43ZM129 160V159H128ZM131 160V159H130ZM134 160V159H133ZM164 160V159H163ZM167 161V160H166ZM171 161H173V160H171ZM39 162H40V157H39ZM132 162V161H131ZM150 162V161H149ZM205 162V161H204ZM133 163H135L134 161H133ZM132 163V164H133ZM151 163V162H150ZM174 162H172V164H173ZM131 164V165H132ZM154 164V163H153ZM170 164V163H169ZM179 164V163H178ZM136 165V164H135ZM145 165H147V164H145ZM87 166V165H86ZM144 166V165H143ZM150 166V165H149ZM152 166V165H151ZM180 166V165H179ZM43 167V166H42ZM88 167V166H87ZM134 168H135V166H133ZM154 167V166H153ZM169 167V166H168ZM262 167V166H261ZM85 168V167H84ZM46 169V168H45ZM130 169V168H129ZM136 169H138V168H136ZM136 169H134V170H136ZM84 171V170H83ZM264 171V170H263ZM135 172V171H134ZM137 172V171H136ZM260 172V171H259ZM161 173H162V171H161ZM178 173V172H177ZM54 174V175H53ZM260 174H262V173H260ZM264 175V174H263ZM52 176H54V178L52 179ZM85 176V175H84ZM137 176V175H136ZM136 176H135V178H136ZM152 176V175H151ZM178 176V175H177ZM254 176V175H253ZM83 177V176H82ZM255 177V176H254ZM138 178V177H137ZM156 178V177H155ZM161 178V177H160ZM164 178V177H163ZM83 179V178H82ZM146 179V178H145ZM162 179V178H161ZM178 179V178H177ZM254 179V178H253ZM148 180V179H147ZM165 180V179H164ZM180 180V179H179ZM55 181V180H54ZM57 181V180H56ZM56 181H55V183H56ZM141 181V180H140ZM146 181V180H145ZM159 181V180H158ZM262 181V180H261ZM48 182V181H47ZM147 182V181H146ZM160 182V181H159ZM168 182V181H167ZM40 183V182H39ZM59 183V182H58ZM89 183V182H88ZM156 183V182H155ZM160 183H162V182H160ZM164 183V182H163ZM261 183V182H260ZM42 184V183H41ZM157 184V183H156ZM51 186H52V183L50 184ZM147 185V184H146ZM56 186L57 185H55V188H56ZM93 186V187H94ZM161 186V185H160ZM43 188H44V186H43ZM52 188V187H51ZM53 188H54V185H53ZM157 188V187H156ZM57 190H58V187L56 188ZM62 189V188H61ZM65 189V190H66ZM108 189V188H107ZM64 190V191H65ZM66 190V191H67ZM153 190H155V188L153 189ZM59 191V190H58ZM57 191V192H58ZM61 191V190H60ZM89 191V190H88ZM100 191H102L101 189H100ZM110 191V190H109ZM155 191H157V190H155ZM44 192V191H43ZM56 192V191H55ZM172 192V191H171ZM175 192H177V191H175ZM45 193V192H44ZM101 193V192H100ZM158 193H160V192H158ZM166 193H167V191H166ZM170 193V192H169ZM262 193V192H261ZM260 193V194H261ZM53 194H54V192H53ZM61 194V193H60ZM59 194V195H60ZM66 194V193H65ZM98 194H99V192H98ZM111 194V193H110ZM113 195V194H112ZM164 195V194H163ZM162 195V196H163ZM166 195V194H165ZM57 196V195H56ZM62 196V195H61ZM114 196H116V194L114 195ZM173 196V195H172ZM54 197V196H53ZM66 197H67V195H66ZM117 197V196H116ZM261 197V196H260ZM55 198V197H54ZM102 198V197H101ZM114 198V197H113ZM118 198H120V197H117V200H118ZM163 198H164V196H163ZM180 198V197H179ZM48 199V198H47ZM52 199V198H51ZM92 199H93V201H92ZM96 199V198H95ZM170 199V198H169ZM173 199V198H172ZM184 199V198H183ZM113 200H115V199H113ZM178 200V199H177ZM180 200V199H179ZM48 201V200H47ZM70 201H69V203H70ZM96 201H97V199H96ZM165 201V200H164ZM170 201V200H169ZM183 201V200H182ZM181 201V202H182ZM93 202V203H92ZM99 202V201H98ZM159 202L161 203V206H160V204H159ZM48 203V202H47ZM193 203V202H192ZM261 203H263L262 201H261ZM66 204H67V202H66ZM104 204V203H103ZM168 204V203H167ZM176 204V203H175ZM185 204V203H184ZM71 205H69V206H71ZM98 205V206H97ZM178 205V204H177ZM186 205V204H185ZM197 205V204H196ZM264 205V204H263ZM68 206V205H67ZM68 206V207H69ZM166 206H168V205H166ZM244 206V205H243ZM111 207V206H110ZM170 207V206H169ZM175 207V206H174ZM173 207V208H174ZM185 207H187V205L185 206ZM191 207H192V205H191ZM237 207V206H236ZM262 207V206H261ZM66 208V207H65ZM100 208V207H99ZM177 208H178V206H177ZM244 208V207H243ZM175 209V208H174ZM190 209V208H189ZM245 209V208H244ZM65 210H67V209H65ZM112 210H114L113 208H112ZM118 210V209H117ZM185 210V209H184ZM192 210V209H191ZM237 210H239V209H237ZM241 210V209H240ZM69 211H70V209H69ZM99 211H102L101 210V208H100V210ZM182 211V210H181ZM190 211V210H189ZM196 211H197V209H196ZM195 211V212H196ZM228 211H230V210H228ZM120 212H122V211H120ZM184 212V211H183ZM183 212H181V213H183ZM244 212V211H243ZM63 213H65V212H63ZM67 213V212H66ZM74 213V214H75ZM102 213V212H101ZM101 213H99L100 215H101ZM169 215H168V214ZM177 213H180V212H177ZM122 214V213H121ZM185 214V213H184ZM187 214H189V213H186V215ZM196 214V213H195ZM236 214V213H235ZM114 215V214H113ZM123 215V214H122ZM228 215V214H227ZM229 215H230V213H229ZM237 215V214H236ZM65 217H67L66 216V214L64 215ZM115 216V215H114ZM180 216V215H179ZM184 216V215H183ZM198 216V215H197ZM197 216H195L196 218H197ZM71 217H72V215H71ZM112 217V216H111ZM171 217V218H170ZM187 217V216H186ZM201 217V216H200ZM199 217V218H200ZM230 217V216H229ZM228 217V218H229ZM235 217V216H234ZM124 218V219H125ZM195 218V219H196ZM198 218V219H199ZM231 218V217H230ZM229 218V219H230ZM66 219V218H65ZM68 219V218H67ZM180 219V218H179ZM183 219V218H182ZM186 219V218H185ZM69 220V219H68ZM73 220H74V217H73ZM77 220V219H76ZM80 220H82V221H80ZM106 220V219H105ZM127 220V219H126ZM184 220V219H183ZM232 220H234L233 218H232ZM236 220V219H235ZM119 221V220H118ZM186 221V220H185ZM198 221V220H197ZM75 222V221H74ZM102 222H103V225H102ZM107 222V221H106ZM181 222H182V220H181ZM215 222V221H214ZM236 222V221H235ZM238 222V221H237ZM89 223V224H88ZM190 223H192V222H189V224ZM194 223H196L197 224V222H194ZM199 225H200V220H199ZM79 224V223H78ZM86 224V225H85ZM107 224V223H106ZM187 224V223H186ZM72 225V224H71ZM80 225V224H79ZM78 225V226H79ZM90 225V226H89ZM183 225V224H182ZM215 225V224H214ZM75 226V225H74ZM184 227H185V225H183ZM192 226V225H191ZM194 226H196V225H194ZM198 226V225H197ZM196 226V227H197ZM71 227H73V226H71ZM90 227H91V229H90ZM111 227V226H110ZM209 227V226H208ZM207 227V228H208ZM74 228V227H73ZM76 228V227H75ZM192 228V227H191ZM210 228V227H209ZM212 228V227H211ZM137 229V230H138ZM152 229V230H151ZM114 230V229H113ZM124 230V229H123ZM132 230V229H131ZM134 230H136V229H134ZM213 230V229H212ZM115 231V230H114ZM190 231V230H189ZM206 231V230H205ZM208 231H210V230H208ZM132 232V231H131ZM136 232V234L138 233L139 234V232H137V231H135ZM153 232V233H154ZM186 234H187V236L189 237V239L191 240V242L193 243V245L196 247V248H198L199 250H201V251H203V253H205V255L209 258V260H210V262H211V264H214L213 262L214 261H216L217 259H213L210 255L211 254H209L208 252H209V250L210 249H212V246H211V248L210 249H208V252L206 251V248H204V250L201 248L202 247V244L201 243H198V244H200L201 245V247L200 246H198L197 244H196V241L195 240H193L192 238H191V236L189 235V233H188V229H187V231L185 230L184 231ZM79 233V232H78ZM119 233H120V231H119ZM157 233V234H158ZM191 233V232H190ZM192 233H194V232H192ZM198 233V232H197ZM202 233V232H201ZM215 233V232H214ZM84 234V233H83ZM112 234V233H111ZM114 234H115V232H114ZM134 234V233H133ZM143 233H141V235H142ZM146 234V233H145ZM203 234V233H202ZM151 235V234H150ZM191 235H193V234H191ZM195 236L196 235H198V234H194ZM193 235V236H194ZM200 235V234H199ZM212 235V234H211ZM210 235V236H211ZM242 235V234H241ZM78 236H80V235H78ZM86 236V235H85ZM143 236V235H142ZM141 236V237H142ZM145 236V235H144ZM143 236V237H144ZM154 236V235H153ZM202 236V235H201ZM201 236H196V238H199V239H201L200 237ZM244 236V235H243ZM68 237V236H67ZM89 237H87L86 236V238H89ZM95 237V238H94ZM142 237V238H143ZM251 237V236H250ZM132 238V237H131ZM76 239V238H75ZM116 239V238H115ZM134 239V238H133ZM146 239V238H145ZM154 239V238H153ZM160 239H162V238H160ZM159 239V240H160ZM165 239H167V238H165ZM169 239L170 238H168L167 240L169 241ZM198 239V240H199ZM210 239V238H209ZM80 240V239H79ZM151 240V239H150ZM150 240H148V241H150ZM156 240H157V237H156ZM164 240V239H163ZM162 240V241H163ZM197 240V239H196ZM62 241V240H61ZM87 241V240H86ZM87 241V242H88ZM147 241V240H146ZM146 241H144V243L146 242ZM158 241V240H157ZM173 241V240H172ZM199 241H201V240H199ZM202 241H203V239H202ZM120 242V241H119ZM159 242V241H158ZM165 242H167V241H165ZM164 242V243H165ZM60 243V242H59ZM67 243V242H66ZM150 243V242H149ZM163 243V242H162ZM170 243V245H171V242H169ZM173 243L174 242H172V245H171V248H172V246H174V245H176L175 243H174V245H173ZM213 243V242H212ZM255 243H257V242H255ZM42 244H43V242H42ZM41 244V245H42ZM90 244V243H89ZM116 244V243H115ZM146 244H148V243H146ZM145 244V245H146ZM160 244H161V241H160ZM211 244V243H210ZM251 244H253V243H251ZM87 245V244H86ZM118 245V244H117ZM121 245V244H120ZM151 245H152V243H151ZM150 245V246H151ZM156 245H157V243H156ZM169 245V244H168ZM215 245V244H214ZM219 245V244H218ZM44 246V245H43ZM77 246V245H76ZM142 246H144V245H142ZM147 246V245H146ZM149 246V245H148ZM154 246V245H153ZM163 246V245H162ZM166 246V245H165ZM177 246V245H176ZM175 246V247H176ZM217 246V245H216ZM91 247V246H90ZM92 247H93V245H92ZM115 247V246H114ZM136 247V246H135ZM145 247V246H144ZM144 247H142V248H144ZM164 247V246H163ZM73 248V247H72ZM71 248V249H72ZM83 248V247H82ZM124 248V247H123ZM134 248V247H133ZM160 248H162V247H160ZM165 248V247H164ZM169 248V247H168ZM177 248V247H176ZM176 248H175V251H176ZM218 248V247H217ZM243 248H245V247H243ZM75 249V248H74ZM86 249H88V248H86ZM89 249H91V248H89ZM137 249V248H136ZM146 249V248H145ZM170 249V248H169ZM174 249V248H173ZM64 250V249H63ZM180 250V249H179ZM212 250H214V248L212 249ZM71 251H73V250H71ZM75 251V250H74ZM87 251V250H86ZM118 251V250H117ZM158 251V250H157ZM174 251V250H173ZM184 251V252H183ZM251 251V250H250ZM253 251V250H252ZM152 252H153V250H152ZM178 252H180V251H178ZM212 252V251H211ZM220 252V251H219ZM222 252V251H221ZM79 253V252H78ZM140 253V252H139ZM146 253V252H145ZM148 253V252H147ZM150 253V252H149ZM158 253V252H157ZM161 253V252H160ZM170 253H171V251H170ZM174 253V252H173ZM177 253V252H176ZM214 253H215V251H214ZM218 253V252H217ZM252 253V252H251ZM96 254V253H95ZM122 254H124V253H122ZM150 254H152V253H150ZM175 254V253H174ZM213 254V253H212ZM220 254V253H219ZM235 254L237 255V252H235ZM235 254L233 255V256H235ZM247 254H250V253H247ZM255 254H257L258 255V253H255ZM144 255V254H143ZM155 255V254H154ZM172 255V254H171ZM183 255V254H182ZM181 255V256H182ZM250 255H253V254H250ZM250 255H249V257H250ZM67 256H69V255H67ZM83 256V255H82ZM93 256H95V255H93ZM119 256V257H118ZM138 256V255H137ZM141 256V255H140ZM146 256H147V254H146ZM149 256V255H148ZM174 256V255H173ZM177 256V255H176ZM187 256V257H188ZM213 256H216L217 258H218V256H217V254L216 255H213ZM241 256V255H240ZM244 256H245V258L246 259H242V260H246V261H248V257H247V255L246 254H244ZM244 256H243V258H244ZM80 257H81V255H80ZM144 257V256H143ZM150 257V256H149ZM156 257V256H155ZM172 257V256H171ZM220 257H222V255H220ZM237 257V256H236ZM236 257H231V258H235L236 259ZM256 257V256H255ZM254 257V258H255ZM152 258H154V257H152ZM151 258V259H152ZM176 259L178 258V256L177 257H175ZM175 258H174V260H175ZM180 258V257H179ZM225 258V257H224ZM240 257H238L237 259H239ZM250 258H252L253 259V257H250ZM62 259V258H61ZM72 259V258H71ZM84 259V258H83ZM82 259V260H83ZM97 259V258H96ZM124 259V258H123ZM142 259V258H141ZM154 259H156V258H154ZM154 259H153V261H154ZM159 259V258H158ZM162 259V258H161ZM165 259V258H164ZM163 259V260H164ZM172 259V258H171ZM183 259V258H182ZM187 259H189V258H187ZM219 259V258H218ZM223 259V258H222ZM236 259V260H237ZM251 259V260H252ZM258 259V258H257ZM73 260V259H72ZM92 260H94V259H92ZM100 260V259H99ZM192 260H190V262L192 261ZM234 261L233 262V260H232V264H243V263H246L245 261H240V260H237V261ZM1 261V260H0ZM10 261V260H9ZM21 261V260H20ZM68 261V260H67ZM122 261V262H121ZM161 261V260H160ZM159 261V262H160ZM168 261V260H167ZM176 261V260H175ZM194 261H192V262H194ZM218 261V260H217ZM220 259H219V263H220ZM223 261H225V260H223ZM262 261V260H261ZM12 262V261H11ZM24 262V261H23ZM96 262H98V261H96ZM177 262V261H176ZM181 262V261H180ZM183 262V261H182ZM189 262V261H188ZM10 263V262H9ZM65 263V262H64ZM71 263H72V261H71ZM75 263V262H74ZM73 263V264H74ZM80 263H81V261H80ZM129 264V261H125L124 262V264ZM169 263V262H168ZM184 264H185V261L183 262ZM247 263H249V262H247ZM250 263H251V261H250ZM254 263V262H253ZM8 264V263H7ZM78 264V263H77ZM94 264V263H93ZM145 264V263H144ZM157 264H158V262H157ZM160 264V263H159ZM173 264H175L174 263V261H173ZM177 264V263H176ZM190 264V263H189ZM221 264H222V262H221ZM252 264V263H251Z\"/></svg>","mask_w":264,"mask_h":264},{"label":"water","instance_id":"obj_3","mask_svg":"<svg viewBox=\"0 0 264 264\" xmlns=\"http://www.w3.org/2000/svg\"><path fill=\"white\" fill-rule=\"evenodd\" d=\"M83 2V0H77L73 6L65 12V14L60 18L59 20V26L63 32V34L65 35L66 38V43H67V49H68V53L71 59V63L72 66L74 68V71L81 83V86L87 96V99L90 103L92 112H93V134L91 135L92 139H93V146H94V151L97 157V160L101 166V168L103 169V171L113 180H115L116 182H118L121 187H123V189L125 190V192L134 200H136L137 202L140 203V205L144 208V210L153 218V220L165 231L177 236L178 238L181 239L183 245L187 248V250L193 254L194 256H196L197 258H199L201 260V262L203 264H211L209 258L205 255V253H203V251L199 250L198 248H196L193 243L191 242V240L189 239V237L187 236V234L182 231L179 228L173 227L170 224H168L152 207L151 205L148 203V201L145 199V197L143 195H141L140 193L136 192L132 185L131 182L129 181V179H127V177H125L123 174L113 170L112 168L109 167V165L106 163L102 152H101V147H100V139H99V130H100V112H99V108L97 106V103L95 101V98L93 96V94L91 93V90L89 89V86L87 85V82L85 81L83 74L79 68V65L77 63L76 57H75V52H74V48H73V43H72V39H71V34L67 28V21L69 19V17L78 9V7L81 5V3ZM2 125H6V126H26V125H31L30 123H0V126ZM39 125V124H38ZM42 125V124H40ZM48 132L51 141L53 143V146L57 152V155L59 157V160L61 162V165L70 181V184L83 208V211L92 227V230L95 234V237L99 243V245L101 246L104 255L108 261L109 264H115V262L113 261V258L103 240V237L91 215V212L89 211V208L87 207V204L83 198V195L81 194V191L79 190V187L60 151V149L58 148V145L50 131V129L48 127H46L45 125H42Z\"/></svg>","mask_w":264,"mask_h":264}]
</instances>
